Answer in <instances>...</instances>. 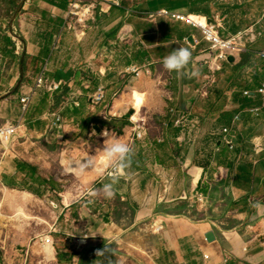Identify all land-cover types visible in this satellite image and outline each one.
<instances>
[{"label":"crops","instance_id":"crops-1","mask_svg":"<svg viewBox=\"0 0 264 264\" xmlns=\"http://www.w3.org/2000/svg\"><path fill=\"white\" fill-rule=\"evenodd\" d=\"M1 1L6 2V17H0L1 51L20 69L6 80L8 92L0 93V125L20 122L18 137L25 149L44 139L54 138L59 145L67 141L70 146L62 152L72 161L97 154L107 138L126 143L132 151L113 188L119 201L116 210L127 211L133 226L149 230L156 241H145L147 255L118 253L112 241L117 233L107 227L112 217L105 218L96 233L100 189L110 182L107 173L101 177L70 172V183L63 184L58 174L49 177L41 171L44 168L30 152L22 151L21 158L14 153L8 170L0 172V185L7 191L26 200L40 199L56 210L81 206L73 216L83 225L78 237L85 246L79 251L60 248L58 262L83 264L90 255L95 264H264V97L261 104H249L264 73L256 84L238 86L231 78L230 84L221 85L219 75L226 62L222 70H211L215 56L202 29L164 13L188 16L191 22L212 18H196L189 5L171 4L172 0ZM75 2L93 6L82 34L69 26ZM223 16L230 28L231 15ZM179 47L188 48L191 59L180 72H169L163 59ZM246 53L235 62L239 71L254 57ZM40 76L60 83V89L36 90ZM100 89L105 98L95 105ZM10 91L11 100L5 102ZM33 91L24 111L20 99ZM137 95L144 98L142 106ZM140 108L148 112L135 116L136 123L147 126L141 125L147 132L143 139H138L135 122L129 119V113ZM185 114L196 128L177 126ZM54 115L61 122L48 131L57 121ZM232 125L233 150L222 134ZM95 139L100 147L93 145ZM63 159L61 172L67 168ZM91 190L97 195L86 196ZM153 224L164 228L155 231ZM212 230L218 239L210 242L207 233Z\"/></svg>","mask_w":264,"mask_h":264},{"label":"rangeland","instance_id":"rangeland-1","mask_svg":"<svg viewBox=\"0 0 264 264\" xmlns=\"http://www.w3.org/2000/svg\"><path fill=\"white\" fill-rule=\"evenodd\" d=\"M1 2L0 17H6V2ZM211 7L215 12L213 19L218 27L217 30L224 38L230 37L231 33L227 25V17L223 16V12L227 14V12L231 11V25L240 26L239 31H244L248 27H250L249 29L253 28V35L243 38L242 41H238V44L244 45L251 52H259L264 49V0H214ZM72 18L75 19L74 16L70 15L69 21L74 22ZM89 18L87 17L85 26H78L77 30L81 34L87 31L89 27L88 22L91 20ZM3 23L0 18V26ZM0 28L3 27L1 26ZM19 45V52H22L23 44L19 43ZM1 46L2 44L0 43V93H2V90L8 92L9 89H5L4 85L8 84L9 77H14L20 69L19 63L14 60L12 61L9 53H7L8 56L3 54ZM241 54L236 53L232 55L236 58V61L233 62L234 64L230 62V58L229 62H226L224 65V70L219 75V83L221 85L227 86V84H230L231 78L234 80L232 83L235 82L238 86L246 83L256 84L260 81L264 73V61L258 59L255 56L256 54L253 53L254 57L251 64L239 71L235 62L241 59ZM2 55H4V58H2ZM12 94L10 91L4 95L2 100L5 102L11 100ZM136 99H138L137 103L141 99L144 100L139 95H137ZM136 110L133 113H129L130 121L133 120L135 122L139 120L138 117H135L137 116V112L144 116L148 115L147 110L142 111V108L139 111L138 109ZM141 125L145 126L146 124L142 122H135L134 124L138 131L137 137L139 136V127ZM23 143L24 141L18 136L11 144H3L0 141V172L8 170V162L14 153L17 157L21 158L19 154H22V151H24L25 153L30 152L31 155L35 156L40 167L44 168L41 171H44L49 177L58 174L62 177L63 184L70 183L71 171L68 168L62 169V172L60 171L61 158H64L62 163L64 166L72 161L68 153L62 152L63 149L69 148V142L64 141L62 145H59L54 138L44 139L35 142V145L29 149H25ZM92 143L95 147H100L99 140L95 139ZM99 197L102 203L97 206L96 233H99V230L103 229L102 226L106 224L105 218L112 217L113 221L108 220L107 227H113V230L117 233L112 236L114 249L118 253H125L127 251L133 256L139 253L147 255V251L145 252L143 247L144 243H146L145 241L150 242V244L156 242L155 240L153 241L151 232L141 227H134L132 217L127 215V211L123 210L119 214V211L116 210L119 206L116 195L112 198H105L101 191ZM103 203L106 206L102 208ZM79 206L80 204L72 207V209L64 208V210H56L55 205H44L40 199L36 198L26 200L21 194L7 191L0 185V254L3 264H65L58 262L57 251L65 247L73 251H79L84 248L86 243L83 238L78 237V234H81L83 225L80 222L76 223L73 216L75 208ZM107 229L106 231H108ZM99 237L96 236V238ZM65 254L70 255L71 252Z\"/></svg>","mask_w":264,"mask_h":264},{"label":"built area","instance_id":"built-area-1","mask_svg":"<svg viewBox=\"0 0 264 264\" xmlns=\"http://www.w3.org/2000/svg\"><path fill=\"white\" fill-rule=\"evenodd\" d=\"M92 9L93 6H86V5H81L79 2H75L70 10V15L74 16V22L70 21V28H73L75 31L77 30L78 26H85V22L87 17H91L92 15ZM164 14L166 15H173L178 20L181 21H186L194 26L199 27L202 29L205 39L207 42L211 44L210 50L214 53V58L211 59V62L209 63L210 68L212 71H220L222 70V62H229V59L231 56L236 53L241 54L244 53L245 51H248L247 47H245L242 44H238V41H242L243 38H246L247 36L253 35V30L249 29L244 32H240L236 35H231L229 38H224L221 33L217 30L218 27L214 23H210L208 21V26L205 25H197L191 21L188 20V16L180 15V14H170L169 12H165ZM252 43V41H251ZM19 47V46H18ZM257 57L260 59L264 60V49L260 50L259 52H256ZM138 73V72H137ZM61 87L60 83L53 82L45 78L44 76H40L37 79L36 83V90H46L49 93H54L58 91ZM257 94L261 95L264 97V76L260 85V88L257 91ZM35 95V92H31L30 94H27L23 96L20 99V103L22 105V109L26 111L30 104L32 103L33 97ZM245 96H251L249 91L244 92ZM105 98L104 91L103 89L99 90V93L97 96L94 98L93 103L95 105L101 103ZM256 113L259 112V110H255ZM56 117V122L53 123L48 129V131L51 130V128H56L59 123L61 122V117L54 115ZM238 120V117L235 118L234 122ZM177 126L178 127H190L192 129L196 128L197 126L194 124L190 123L189 118L185 114L184 116H181L177 120ZM191 124V125H188ZM233 126L227 127L223 130V133L225 135V143L233 150L235 148V139L234 136H232L233 132ZM21 129V123H7L0 125V141L3 144H11L14 142V139L19 135ZM144 127L140 126L139 127V136L138 139H143L147 132L144 133ZM155 231H160L164 228L163 225H151ZM209 255H206V258H209Z\"/></svg>","mask_w":264,"mask_h":264},{"label":"clouds","instance_id":"clouds-1","mask_svg":"<svg viewBox=\"0 0 264 264\" xmlns=\"http://www.w3.org/2000/svg\"><path fill=\"white\" fill-rule=\"evenodd\" d=\"M191 55L188 48L179 47L164 57L163 66L169 72H180L189 64ZM103 135L107 136L108 134L104 132ZM131 151V148L121 140L107 138L101 151L83 160H73L69 162L67 168L77 176L94 173L103 177L107 173L110 182L104 183L100 191L103 192L105 198H112L115 194L114 185L118 178L123 175V169L126 167ZM85 195L94 197L97 195V190H91Z\"/></svg>","mask_w":264,"mask_h":264},{"label":"trees","instance_id":"trees-1","mask_svg":"<svg viewBox=\"0 0 264 264\" xmlns=\"http://www.w3.org/2000/svg\"><path fill=\"white\" fill-rule=\"evenodd\" d=\"M177 3L179 5H189L190 7V12L191 14H197V15H193L194 17L198 18V15H204L210 18H214L215 15L213 14L212 10H211V1L210 0H172L171 4ZM227 14L231 15V11L227 12ZM240 30V26H236V25H232L229 28V31L231 32V34L236 35L237 32ZM11 43V40H10ZM245 54V52L243 53V55ZM249 55V57H252L253 52L251 51H247V53ZM242 60H244V58H242ZM248 99V98H247ZM250 100H252L249 104L250 105H254V104H261L263 101V97L261 95H256L253 98H249ZM249 100V101H250ZM58 258L61 260V255H58ZM83 264H95V262L93 261L92 257H90V255H86L83 261Z\"/></svg>","mask_w":264,"mask_h":264},{"label":"water","instance_id":"water-1","mask_svg":"<svg viewBox=\"0 0 264 264\" xmlns=\"http://www.w3.org/2000/svg\"><path fill=\"white\" fill-rule=\"evenodd\" d=\"M209 22H210V23H214L215 20H214V19H209ZM192 39H193V38H192ZM231 61H234V57H233V56H231ZM207 238H208V240H209L210 242H213V241L217 240L218 237H217V234H216L215 230L209 231V232L207 233Z\"/></svg>","mask_w":264,"mask_h":264},{"label":"bare ground","instance_id":"bare-ground-1","mask_svg":"<svg viewBox=\"0 0 264 264\" xmlns=\"http://www.w3.org/2000/svg\"><path fill=\"white\" fill-rule=\"evenodd\" d=\"M193 23H195V24H197V25H205V26H208V22H193ZM143 103H144V100L141 99V100L138 102V105H139V106H142Z\"/></svg>","mask_w":264,"mask_h":264}]
</instances>
